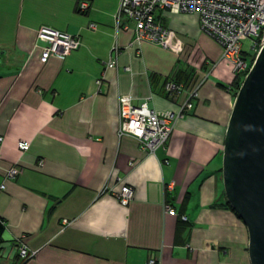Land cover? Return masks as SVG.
Masks as SVG:
<instances>
[{"label": "crops", "instance_id": "obj_1", "mask_svg": "<svg viewBox=\"0 0 264 264\" xmlns=\"http://www.w3.org/2000/svg\"><path fill=\"white\" fill-rule=\"evenodd\" d=\"M121 1L0 0V264H251L223 182L231 65L198 14L158 12L170 49L136 42L132 21L117 24ZM41 27L80 47L42 63ZM123 97L156 112L192 109L152 155L119 134ZM20 243L36 256L23 261Z\"/></svg>", "mask_w": 264, "mask_h": 264}, {"label": "built area", "instance_id": "obj_2", "mask_svg": "<svg viewBox=\"0 0 264 264\" xmlns=\"http://www.w3.org/2000/svg\"><path fill=\"white\" fill-rule=\"evenodd\" d=\"M88 8L86 1L78 4L80 12H86ZM160 10L173 14H198L201 31L221 47L222 59L230 63L234 77L245 73L247 75L253 66L252 60L242 57L243 41L248 39L253 42L254 55H258L264 46V0H122L116 16L117 24L120 25L123 18H126L135 25L136 42H150L170 49L174 45L175 35L157 20ZM90 28L94 30L96 26L90 24ZM37 38L45 43L40 58L42 63H46L52 56L65 59L81 44L79 37L48 27H41ZM115 66V61L108 63L109 68ZM213 67H216V64ZM167 90L171 94L179 91L172 83L168 85ZM197 96V92H194L191 97ZM191 109L192 104L186 103L178 113L156 112L149 110L145 103L136 106L131 97H123L120 99L119 134L133 136L143 150L155 155V152L166 144L177 120ZM18 147L21 151H28L30 144L21 141ZM18 174L19 169L12 167L8 170L7 177L15 178ZM117 196L123 206H128L133 200V188L124 186ZM167 209L168 214L176 215L175 210ZM182 219L186 220V217ZM0 224L5 225L4 222ZM19 255L23 261H28L36 256V252H30L20 243ZM148 264H157V261L151 258Z\"/></svg>", "mask_w": 264, "mask_h": 264}, {"label": "water", "instance_id": "obj_3", "mask_svg": "<svg viewBox=\"0 0 264 264\" xmlns=\"http://www.w3.org/2000/svg\"><path fill=\"white\" fill-rule=\"evenodd\" d=\"M228 203L249 234L251 264H264V46L237 92L223 148Z\"/></svg>", "mask_w": 264, "mask_h": 264}, {"label": "rangeland", "instance_id": "obj_4", "mask_svg": "<svg viewBox=\"0 0 264 264\" xmlns=\"http://www.w3.org/2000/svg\"><path fill=\"white\" fill-rule=\"evenodd\" d=\"M253 42L251 40H245L243 41V52H242V57L245 60H251L252 57L254 56V50L252 49ZM244 81V79H243ZM242 81V82H243Z\"/></svg>", "mask_w": 264, "mask_h": 264}, {"label": "trees", "instance_id": "obj_5", "mask_svg": "<svg viewBox=\"0 0 264 264\" xmlns=\"http://www.w3.org/2000/svg\"><path fill=\"white\" fill-rule=\"evenodd\" d=\"M256 56H257V54L256 55H254L253 57H252V63L251 64H253L254 63V61H255V59H256ZM245 76H246V73L245 74H243V75H240V76H237L236 78H235V81H234V101H235V98H236V95H237V92L239 91V89H240V87H241V85H242V81H243V79L245 78ZM232 208V207H231ZM232 210L234 211V209L232 208ZM235 212V211H234ZM236 213V212H235ZM0 225H2V224H0ZM2 227H4L3 225H2ZM0 233H1V229H0Z\"/></svg>", "mask_w": 264, "mask_h": 264}]
</instances>
